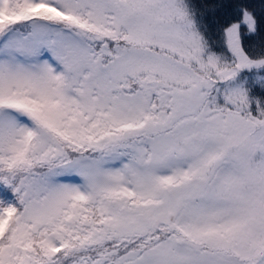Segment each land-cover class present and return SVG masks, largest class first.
<instances>
[{"label": "snow or ice", "instance_id": "snow-or-ice-1", "mask_svg": "<svg viewBox=\"0 0 264 264\" xmlns=\"http://www.w3.org/2000/svg\"><path fill=\"white\" fill-rule=\"evenodd\" d=\"M0 264H264V0H0Z\"/></svg>", "mask_w": 264, "mask_h": 264}]
</instances>
